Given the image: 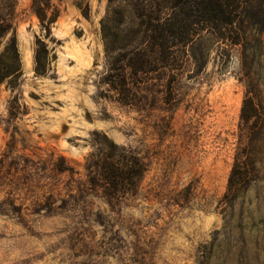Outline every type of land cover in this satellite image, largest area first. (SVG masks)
<instances>
[{"label": "rangeland", "instance_id": "obj_1", "mask_svg": "<svg viewBox=\"0 0 264 264\" xmlns=\"http://www.w3.org/2000/svg\"><path fill=\"white\" fill-rule=\"evenodd\" d=\"M196 1L177 0V28L183 11L202 12ZM16 2L22 76L0 86V264H264V0L231 6V26H194L190 42L177 29L171 89L150 80L145 109L97 92L106 0H49V34L31 0ZM247 98L257 116L242 120ZM104 138L142 163L133 195L104 197L93 159ZM235 161L248 176L227 190ZM239 236L245 246L224 244Z\"/></svg>", "mask_w": 264, "mask_h": 264}, {"label": "trees", "instance_id": "obj_2", "mask_svg": "<svg viewBox=\"0 0 264 264\" xmlns=\"http://www.w3.org/2000/svg\"><path fill=\"white\" fill-rule=\"evenodd\" d=\"M239 2L197 0L194 4L202 12L191 16V12L183 11L182 15L190 20H181L177 28V0H106L105 12L99 23L103 62L96 81L97 92L100 96L107 95L103 97L120 106L136 109L153 107L156 100L148 94L154 92L155 86L149 81H166L169 94L177 71V29L184 35L181 39L190 42L194 26L209 25L219 30L231 26L234 19L232 7ZM16 6V0H0V86L7 82L13 87L22 76L15 39ZM49 9V0H31L30 11L37 18L40 28L48 34L54 23V18L47 17ZM45 52L41 48L35 51V76L44 74ZM256 116V109L248 98L245 99L241 119ZM257 128L251 125L252 132H256ZM93 159L94 169L101 176L106 200H118L136 192L144 173L137 157L105 139L102 149L95 151ZM246 165L247 168L254 166L250 156ZM247 176L246 169H240L235 161L227 190L242 186ZM232 243L245 246L247 240L243 236L224 240L226 246ZM254 243L258 245L257 241Z\"/></svg>", "mask_w": 264, "mask_h": 264}]
</instances>
